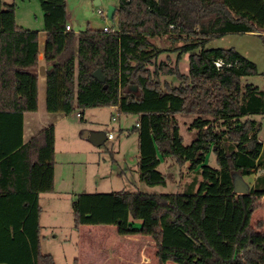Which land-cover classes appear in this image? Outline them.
Segmentation results:
<instances>
[{
  "label": "trees",
  "instance_id": "16d2710c",
  "mask_svg": "<svg viewBox=\"0 0 264 264\" xmlns=\"http://www.w3.org/2000/svg\"><path fill=\"white\" fill-rule=\"evenodd\" d=\"M40 1L48 111H79L82 119L90 108L136 113L140 180L167 184L160 154L196 173L184 193H79L75 228L114 225L120 235L149 236L159 264H264V220L252 222L264 206V142L262 121L250 117H264V89L242 82L258 74L255 62L234 47H207L228 33L264 40V0H120L115 31L79 32L66 29L67 0ZM14 9L0 0V264H56L42 252L40 223V194L55 190L56 131L51 125L23 141L24 113L39 106V31L18 25ZM167 34L184 41L178 51L189 53V73L170 69L181 82L164 88L146 65L164 51L150 38ZM98 68L105 82L93 76ZM182 113L196 115L190 144ZM212 149L218 167L206 163ZM253 174L249 190L236 192L237 178Z\"/></svg>",
  "mask_w": 264,
  "mask_h": 264
},
{
  "label": "rangeland",
  "instance_id": "374dc122",
  "mask_svg": "<svg viewBox=\"0 0 264 264\" xmlns=\"http://www.w3.org/2000/svg\"><path fill=\"white\" fill-rule=\"evenodd\" d=\"M5 3L14 4V19L16 23L27 29L39 30L41 39L46 40L44 11L40 0H3ZM67 0V13L74 31L79 32L87 28H104L111 26L117 28L118 19L110 18L107 15L109 6L119 7L120 0ZM99 10L103 12L100 13ZM117 11V10H116ZM151 41L164 49V51L153 61L146 65L151 78L160 86L166 88L172 85H179L181 80L170 73V69L179 71L185 76L189 73V53L179 55V49L184 41L175 35H164L151 37ZM207 47H234L247 58L256 63L258 74L249 75L243 78V84L252 83L264 89V40L257 34L228 33L221 37L212 39ZM46 87V82H45ZM45 105L47 101L45 99ZM49 121H54L56 126V192L45 193L40 199L42 214L40 218L41 249L44 253H50L55 258L56 264H75L79 258L82 263L96 264L98 261V245L104 244L103 234L97 237L89 235L88 229L80 230L75 228L73 202L77 195L82 192H113V191H142L146 193H184L189 183L196 177V173L190 170V163L180 165L173 156H162L159 170L166 175L167 184L151 186L142 182L138 173L135 178L138 160V133L134 130L139 115L136 113H123L112 107L90 108L84 111V118L79 111L71 113L51 112L43 109ZM50 114V115H49ZM116 116V120L112 116ZM196 115L182 113L177 118L180 124V132L184 138V144H190L196 138V130L190 126ZM253 119L262 121L260 136L264 138V117L251 115ZM99 128L105 133L107 140L100 146L96 145L87 133L94 132ZM112 134V137L109 135ZM206 163L212 167H218L216 154L212 149ZM137 165V166H136ZM125 170L127 175V186H123L124 177L120 178L119 173ZM138 171V170H137ZM98 177L100 178L98 180ZM199 178V177H197ZM255 175H248L237 178L238 184L243 181L253 184ZM264 220V206L257 209L252 216L255 224ZM139 224V222H138ZM135 226H137L135 224ZM112 228V226L110 225ZM108 237V236H107ZM126 238L127 236H122ZM145 238V237H144ZM128 239V238H127ZM110 246L117 250L133 246L129 240L120 243L117 239H107ZM143 242V241H141ZM140 244V251L145 248V253L154 255L157 245L151 239H146ZM119 248V249H118ZM155 259L159 264L158 254ZM155 264V263H154ZM168 264H178L174 261Z\"/></svg>",
  "mask_w": 264,
  "mask_h": 264
},
{
  "label": "crops",
  "instance_id": "0c3cea01",
  "mask_svg": "<svg viewBox=\"0 0 264 264\" xmlns=\"http://www.w3.org/2000/svg\"><path fill=\"white\" fill-rule=\"evenodd\" d=\"M118 8L119 7H117V9ZM69 20H70V18H69V15H68V23H70L72 25V29L74 30V26ZM46 40H47V34H46ZM46 40L44 38L41 39V33L39 31V50H40L39 64H38L39 106H38L37 111L25 112L24 113V123H23V141H24V143L29 142L33 137L38 135L45 128H47V127H49L51 125L55 126V123H52V122H57V120H59V119H56L54 121H49L50 120L49 116H46V114L44 113V110H43V109H46L47 113H51L50 111H48L47 105H45V99L47 97V75H46V73H47V70L49 68V64H47L46 59H45V44H46ZM42 65L45 66L46 73L44 75H41L39 73L40 66H42ZM45 82H46V87H45ZM112 107H115V109L117 108L116 106H108V107H100V108L112 109ZM113 117H115V119H113ZM112 119L116 120V116L113 115ZM137 122H138V120H137ZM55 131H56V126H55ZM94 131H100V129L96 127L94 129ZM109 137H110V135H109ZM259 138H260V140H262L264 142V138H262L260 136V134H259ZM55 150H56V146H55ZM138 159H139V148H138ZM137 165H138V160H137ZM137 170H138V166H137ZM137 170H135L136 174H135L134 180H136L137 173H138V177H139V172ZM119 175H120V178L124 177L123 186H127L128 180L126 178L127 175H126L125 170L121 171L119 173ZM254 175L256 177V174H254ZM99 179L100 178L98 177V180ZM126 181H127V183H126ZM56 190L57 189H56V169H55V190L53 192H56ZM53 192H46V193H53ZM43 194H45V193H41L40 194V199L42 198ZM263 201H264V198H263ZM40 205H41V203H40ZM41 207H42V205H41ZM138 222H139V224H138ZM135 223H136L137 227H139L140 224H141L140 221H137ZM111 226H112V228L110 227V225H83L80 228V230H84L85 228L88 229L87 232L91 236L97 237L98 234H101V233L104 236L103 237L104 240H105L104 244L102 245L100 243L98 245V249H97L98 261H96V264H154V263L157 264L155 256H156V253H157L158 249H156L154 255L151 258L150 255L145 253V248H143L140 251V249H141L139 247L140 244L136 243V242H140L141 244L144 243L145 238L146 239L147 238L151 239L155 243V240L153 238H151L149 236L137 235V234H134V235H120V234L117 233L116 226H114V225H111ZM41 229H42V226H41ZM122 236H127V237L124 238ZM107 239H110V240L114 239L115 242L119 241L120 243H122L125 240H128V241L130 240L133 243V246H131L130 248H127V247L123 246V248H121V249L118 248L119 250L115 249L114 247L113 248H108L110 246L111 242L109 243L108 242L109 240H107ZM116 239L118 241H116ZM128 241H125V242H128ZM141 241H143V242H141ZM76 259H78L81 264H87L85 262L82 263L79 258H76Z\"/></svg>",
  "mask_w": 264,
  "mask_h": 264
},
{
  "label": "water",
  "instance_id": "95a60500",
  "mask_svg": "<svg viewBox=\"0 0 264 264\" xmlns=\"http://www.w3.org/2000/svg\"><path fill=\"white\" fill-rule=\"evenodd\" d=\"M100 3H101L100 0H96V4H100ZM116 10H117L116 6H109V9L107 11L108 17L113 18L116 13ZM39 73L41 75H44L46 73L44 65L40 66ZM93 76L101 82L106 81V76L104 75L101 68H98L97 70H95L93 72ZM87 136H89L91 140L98 146H100L107 139V136L105 135V133L101 131H94L91 133H87ZM248 190L249 188L247 185H245L244 181L242 184H238L237 182L236 189H235L236 192L244 193V192H247Z\"/></svg>",
  "mask_w": 264,
  "mask_h": 264
},
{
  "label": "built area",
  "instance_id": "2783aa9c",
  "mask_svg": "<svg viewBox=\"0 0 264 264\" xmlns=\"http://www.w3.org/2000/svg\"><path fill=\"white\" fill-rule=\"evenodd\" d=\"M99 12L102 13L103 11H102V10H99ZM66 29H67V30H72V25H71L70 23H68V24L66 25ZM104 29H105V30L115 31L116 28H112L111 26H107V25H106V26H104ZM215 64H216V66H217L218 68H221V67L224 65V61H222V60H217V61H215ZM228 65L230 66L231 63H229ZM78 115L81 116V113L78 112ZM113 119H115V117H113ZM112 136H113V135L110 134V137H112ZM260 141L263 142L262 140H260Z\"/></svg>",
  "mask_w": 264,
  "mask_h": 264
}]
</instances>
